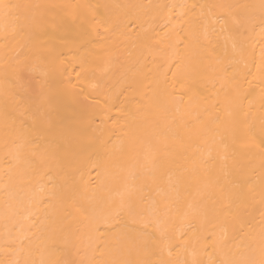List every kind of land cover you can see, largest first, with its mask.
Segmentation results:
<instances>
[{
	"label": "bare ground",
	"instance_id": "6f19581e",
	"mask_svg": "<svg viewBox=\"0 0 264 264\" xmlns=\"http://www.w3.org/2000/svg\"><path fill=\"white\" fill-rule=\"evenodd\" d=\"M4 3L40 7L0 9V264L158 259L166 205L170 259L258 260L264 0ZM228 15L243 50L210 64L190 24Z\"/></svg>",
	"mask_w": 264,
	"mask_h": 264
},
{
	"label": "snow or ice",
	"instance_id": "6c2138e0",
	"mask_svg": "<svg viewBox=\"0 0 264 264\" xmlns=\"http://www.w3.org/2000/svg\"><path fill=\"white\" fill-rule=\"evenodd\" d=\"M32 7H40L39 5H9L5 4L4 0H0V9L8 10L11 8H32ZM193 8L196 5H192ZM216 7H225L224 5H217ZM231 7V6H228ZM239 7V6H237ZM184 14L182 13L181 16ZM220 24V28L216 29L215 25ZM242 21L238 16L228 15L226 17H212L194 20L190 24V35L195 37L197 44L204 50L206 54V59L210 64L214 63L215 65H220L223 63V57L227 52L228 42L231 41V47L233 51L243 50V40L240 38V35L234 33L232 31L231 26L239 27L241 26ZM174 27V26H173ZM261 32L264 33V20L261 21ZM222 32L224 33V43L216 39V33ZM169 38V32H165L164 38ZM160 41H158L159 43ZM239 46V49H238ZM223 48V52L220 49ZM262 61H264V51H262ZM179 63V62H178ZM10 129L6 126V131ZM22 143L18 145V148L26 147L29 144H32L33 141L30 140L27 135L22 136ZM262 154H264V149H262ZM25 158V153L17 151L15 155V159L21 160ZM154 166L160 165L162 166V162H159L155 159L153 154L152 160ZM160 195H164L163 191L160 190ZM153 217L154 219L150 221L156 228V234L153 237V245L155 247V255H157L158 259L152 260L147 259L141 261L140 264H189V262L177 259H170L174 253H179L181 250L186 248L187 239L177 238L172 230V222L170 217L168 216L167 205L163 213L157 211L154 207L153 209ZM52 252H66V249H58L54 245L50 249ZM167 253L169 259L163 258V253ZM194 255V254H193ZM259 259H250L243 262L237 261H220L219 264H264V224H262L260 234H259ZM10 264H19L18 261H12ZM27 264V262H25ZM40 264H78L77 261L71 260L65 255L64 258L58 260H41ZM79 264H83V262H79ZM191 264H202L201 261H197L195 258L191 261Z\"/></svg>",
	"mask_w": 264,
	"mask_h": 264
}]
</instances>
